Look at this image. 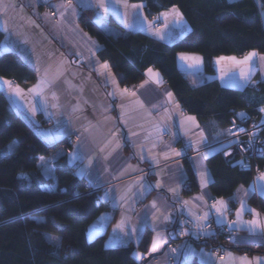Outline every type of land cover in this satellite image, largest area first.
Listing matches in <instances>:
<instances>
[{"label":"crops","instance_id":"obj_1","mask_svg":"<svg viewBox=\"0 0 264 264\" xmlns=\"http://www.w3.org/2000/svg\"><path fill=\"white\" fill-rule=\"evenodd\" d=\"M2 2L15 7L9 9L7 16L0 14V31L4 34L0 54L16 55L34 72L36 79L26 86L15 79L0 77V93L11 110L46 144L75 137L71 150L62 147L47 162L50 172L46 173L43 168L41 171L46 178H53V163L66 155L74 174L84 178L92 189L100 191L106 209L89 225L88 241L106 235L108 248L132 246L138 264H192L195 259L200 264H239L240 257L250 261L259 257L264 261V234L250 233L246 223H233L242 201L244 222L253 219L249 210H255L264 220V210L259 204L260 199L264 200V181L259 180L264 174V166L248 184H239L231 197L216 196L211 189L214 175L208 161L226 148L228 125L222 126L215 119L201 122L197 115L189 113L156 68H148L137 85H122L111 65L100 59L101 44L81 23L82 15L86 14L107 36L142 32L153 40L172 45L191 31L189 22L177 6L150 18L144 1L128 0L127 10L115 0H105L104 8L98 6L97 0H71L70 5L68 0ZM255 2L260 7V0ZM133 4H141L142 8L133 9ZM173 9L182 15V25L173 22ZM161 13H169L167 27ZM261 13L264 15L263 10ZM250 52L259 55L254 58L250 82H245L239 79L240 69L227 58L243 59ZM181 55L199 57L200 60H181ZM260 56L264 53L252 50L243 55L215 57L214 72L207 73L202 55L182 52L177 55V66L193 87L217 80L222 88L247 91L252 107L239 110L252 114L264 103V61L259 59ZM61 61L63 67L57 75ZM105 63L108 69L102 67ZM48 68L49 79H55V82L45 89L49 95L43 103L29 90L40 82ZM4 80L18 85L22 95L9 94ZM124 89L129 91L125 93ZM51 91L56 92L58 100H52ZM114 91L117 95H110ZM168 93L172 94L171 98ZM188 117L195 119L190 121ZM157 126L160 133L156 131ZM175 152L180 155L176 156ZM147 168L151 169L149 173L144 172ZM204 171L208 174L206 186L200 175ZM189 179L194 188L184 192L183 185ZM219 200L227 205L223 216L211 208ZM153 202L156 208H152ZM206 211L209 212L207 227L201 231L196 227L197 217ZM185 219L191 222L190 227L184 225ZM121 222L123 231L117 227ZM218 229L234 232L227 243L220 245L227 248L223 260L218 256L219 245L199 244ZM157 233H160L159 243L153 252V239ZM146 235L149 242L143 252L140 246ZM246 248L263 251L240 250Z\"/></svg>","mask_w":264,"mask_h":264},{"label":"trees","instance_id":"obj_2","mask_svg":"<svg viewBox=\"0 0 264 264\" xmlns=\"http://www.w3.org/2000/svg\"><path fill=\"white\" fill-rule=\"evenodd\" d=\"M144 1L150 18L177 6L191 26V31L172 45L149 38L142 32L113 37L104 34L83 14L81 23L101 44L98 55L107 61L120 83L137 85L150 68L161 71L182 106L201 122L217 120L229 124L233 110L252 107L247 91L222 88L217 80L193 87L177 66L178 53H197L204 57L205 70L213 73V59L243 55L255 50L264 53V0H132ZM4 34L0 31V48ZM0 77L15 79L28 86L34 72L12 53L0 54ZM264 92V84H263ZM264 104V103H263ZM262 104V105H263ZM252 114H256L255 109ZM67 139V138H66ZM63 140L46 144L33 129L10 108L0 93V264H138L134 248L106 246V235L87 240L91 222L106 209L100 191L92 189L84 178L77 177L68 166L66 155L53 164V178H46L39 167L40 158L60 148L72 149ZM16 141V150L8 146ZM214 175L212 192L229 198L239 184H248L250 173L224 161L221 154L208 161ZM264 166V160L261 161ZM55 186L54 188H49ZM48 187V188H47ZM194 188L191 189V191ZM255 201V198H253ZM264 210V200L260 199ZM46 234L58 235L59 252ZM149 236L141 250L146 252ZM225 239H206L200 245H224ZM245 252L263 249H240ZM192 264H200L196 259Z\"/></svg>","mask_w":264,"mask_h":264},{"label":"snow or ice","instance_id":"obj_3","mask_svg":"<svg viewBox=\"0 0 264 264\" xmlns=\"http://www.w3.org/2000/svg\"><path fill=\"white\" fill-rule=\"evenodd\" d=\"M115 2L120 4V5H122L123 8L126 9V10L129 8L128 0H115ZM70 3H71V0H68V4L69 5H70ZM97 3H98V6L100 8H104L105 7V0H97ZM65 6L66 5H61L60 7H65ZM14 7H15L14 4H11V3L5 4V3L2 2V0H0V14H3L4 16H7V13L9 11V9L10 8H14ZM131 8L138 10V9L142 8V5L141 4H133V5H131ZM172 13L174 14L173 22L177 26L182 25L183 17L179 13V11L177 9H173ZM160 15H161V17L164 18L165 27H167L169 13H161ZM61 16H63V13H61ZM125 16H127V11L125 12ZM159 18L160 17H157V19H159ZM149 27H152V25H150ZM5 30L7 31L6 27H5ZM157 34H159V33H157ZM258 55L259 54L256 53V52H250L246 56H244L243 59H237L236 57H229L227 59L230 60L237 68L240 69V71H239V79L243 80L245 82H250V74H251V71H252V64H253L254 58L257 57ZM180 59L181 60L191 59V60H195L197 62H199V60H200L199 57H186L184 55H181ZM221 59L223 60L225 58L222 57ZM259 59L264 61V56H260ZM218 63H219V61H218ZM62 67H63V61H61L58 64V66H57V75L61 74L60 70L62 69ZM102 67L104 69H108L109 66H108L107 63H105ZM37 70L39 71V69H37ZM49 72H50V68L45 69L44 70V75L40 78V82H38V84L34 88L29 90L30 92L34 93L36 96H39L41 98V102H43V103L47 102L48 95H49V93H46L45 89L48 88L49 85L54 84V82H55V79H49ZM149 74H151V69H149ZM156 75L158 77V74H156ZM233 75L235 76V73ZM0 79H2V78H0ZM158 82H159V80H157V83ZM3 84L5 86H7L9 94H14V95H17V96L22 95V90L19 88L18 85L13 86V82L4 80ZM128 91H129L128 89H124L125 93H127ZM50 95H51L52 100H58V96H57L55 91H51ZM110 95L115 96V95H117V92L114 91ZM131 95L134 96L135 93L132 92ZM168 96L171 98L172 94L168 93ZM137 104H140V102L137 101ZM52 106L56 107V105H52ZM140 107L142 108L143 105L140 104ZM122 108H123V105H122ZM32 111H33V114H35V108H33ZM262 111H264V109H262ZM239 115H240L241 119L246 118L244 113H240ZM187 119L190 120V121H194L195 118L194 117H188ZM156 131H157V133H160L161 129L157 126L156 127ZM240 131H243V129H241ZM228 132H229V134H232V130L231 129H229ZM134 135H135V133H134ZM202 136H203V134L201 133V137ZM250 139H251V137H250ZM231 143H236V141H232ZM10 148H11V146H10ZM174 154L176 156L180 155L179 152H175ZM226 155H230V153H226ZM165 158H168L167 154H165ZM129 167H131V166L129 165ZM200 175H201V178H202V181H203V185L206 186L207 175H208L207 172L206 171L201 172ZM259 180L260 181H264V174H261L259 176ZM253 190H255V188ZM129 191H130V189H129ZM245 194H247V193H245ZM124 198L125 197H122V199H124ZM197 199H202V197H197ZM185 203H187V202H185ZM152 208H156V203L155 202H153ZM211 208L215 209L216 213L218 215H220V216H223V213L225 211H227V205H226L225 201H223V200H219V201L214 202L211 205ZM244 209H245V205H244V203L242 201L240 209L236 212L237 220L234 221L233 223L234 224H238V225H243V224L246 223L250 233L256 234L257 232H259L261 234H264V220H262L260 218L259 214L257 212H255V210H249V211H251L253 219H251V220H249L247 222H244L242 220V215H243ZM208 216H209V212L206 211V212L203 213L202 216L197 217L196 227L198 229H200L201 231H204L206 229V227H207ZM165 219H168V217H165ZM231 226L232 225L230 224L229 227H231ZM117 227L121 231H123L124 230L123 222H121V224H119ZM133 232H135V229H133ZM159 237H160V233H157L156 237H154V239H153V246H152V249H151V251H153V252L157 250L158 243H159ZM172 251H176V250L172 249ZM221 259L223 260V258H221ZM239 264H264V261H262L259 257L254 258V261L248 260L247 257H240L239 258Z\"/></svg>","mask_w":264,"mask_h":264},{"label":"built area","instance_id":"obj_4","mask_svg":"<svg viewBox=\"0 0 264 264\" xmlns=\"http://www.w3.org/2000/svg\"><path fill=\"white\" fill-rule=\"evenodd\" d=\"M262 109H264V104L255 109L256 114L246 113L244 110L232 111L225 137L227 146L220 153L226 163L237 166L243 172L250 173L252 178L258 176L263 169L261 161L264 160V111ZM240 113H244L246 118L241 119ZM229 129L232 130V134H229ZM241 129L243 131H240ZM74 139L75 137L70 136L66 140L73 142ZM232 141H236V143H231ZM226 153H230V155H226ZM150 170L147 168L144 172L149 173ZM192 187V180H187L183 185L184 192L190 191ZM99 197L101 198V196ZM183 222L185 226H191L190 221L185 219ZM233 235V231L218 229L208 239L217 241L222 237L228 241ZM217 251L220 258L227 254V248L224 246L219 245Z\"/></svg>","mask_w":264,"mask_h":264},{"label":"rangeland","instance_id":"obj_5","mask_svg":"<svg viewBox=\"0 0 264 264\" xmlns=\"http://www.w3.org/2000/svg\"><path fill=\"white\" fill-rule=\"evenodd\" d=\"M11 146V148H10ZM9 152H14L16 150V141H13L9 144L8 146ZM3 156V153H0V158ZM54 156V153H52L49 156H43L40 158L39 161V167L42 169H44L46 171V173L50 172V168H49V164L47 162L50 161V159H52L51 157ZM47 239L55 246V250L56 253L59 252V248H60V238L58 235H54V234H46Z\"/></svg>","mask_w":264,"mask_h":264}]
</instances>
